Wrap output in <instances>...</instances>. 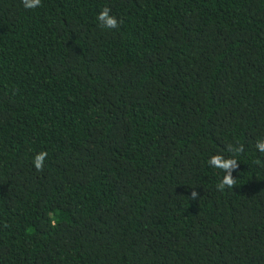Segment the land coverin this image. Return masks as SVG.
Instances as JSON below:
<instances>
[{
  "label": "trees",
  "instance_id": "16d2710c",
  "mask_svg": "<svg viewBox=\"0 0 264 264\" xmlns=\"http://www.w3.org/2000/svg\"><path fill=\"white\" fill-rule=\"evenodd\" d=\"M261 143L264 0H0V264H264Z\"/></svg>",
  "mask_w": 264,
  "mask_h": 264
},
{
  "label": "clouds",
  "instance_id": "9594fccd",
  "mask_svg": "<svg viewBox=\"0 0 264 264\" xmlns=\"http://www.w3.org/2000/svg\"><path fill=\"white\" fill-rule=\"evenodd\" d=\"M39 3L40 0H24V6L26 8H35L39 5ZM109 11H110L109 9L105 8L103 11L100 12L98 19H103L105 21V27L107 28L117 27V19L116 17L109 15ZM258 147L261 150H264V143L259 144ZM45 155H46L45 153L41 152L35 156L33 163L37 170L43 167ZM216 162L219 163L218 160H216ZM227 166H228L227 164H223V167H227ZM226 183L231 184L232 180L228 178L226 180Z\"/></svg>",
  "mask_w": 264,
  "mask_h": 264
}]
</instances>
